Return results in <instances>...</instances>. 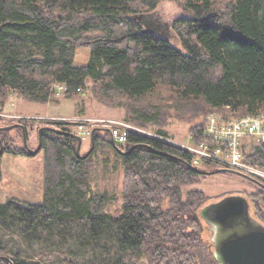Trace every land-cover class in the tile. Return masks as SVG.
Returning <instances> with one entry per match:
<instances>
[{
    "label": "trees",
    "instance_id": "16d2710c",
    "mask_svg": "<svg viewBox=\"0 0 264 264\" xmlns=\"http://www.w3.org/2000/svg\"><path fill=\"white\" fill-rule=\"evenodd\" d=\"M164 1L185 13L172 23L184 50L148 18ZM82 48H89L91 57L78 67L74 60ZM57 82L68 86L67 99H77V89L91 84L102 106L124 108L127 121L153 128L161 139L132 133L118 148L143 147L123 156L96 132L94 153L81 160L77 140L43 132V202L0 203V229H18L28 243L45 233L67 236L63 231H76L93 248L111 239L133 262L217 264L199 216L209 198L201 190H186L208 178L187 150L169 142L165 128L172 119L197 122L189 135L199 144L207 140L209 110L229 107L240 116L264 111V0H0V104L17 95L47 105ZM25 123L31 127L28 137L30 131L39 137L36 125L42 123ZM108 143L124 169L123 198L113 212L115 198L92 188L96 156ZM4 153L31 157L10 144ZM247 162L264 167V144ZM254 185L257 190L245 194L264 222V188ZM6 243L1 237L0 256L14 264H45Z\"/></svg>",
    "mask_w": 264,
    "mask_h": 264
},
{
    "label": "rangeland",
    "instance_id": "374dc122",
    "mask_svg": "<svg viewBox=\"0 0 264 264\" xmlns=\"http://www.w3.org/2000/svg\"><path fill=\"white\" fill-rule=\"evenodd\" d=\"M183 16H185L184 11L176 3L164 1L152 15L148 16V18H150V21H152L154 25L153 28L158 33L167 36L173 45H177L179 49L184 50L176 38L172 28V23L177 18ZM90 57V49L82 48L77 51L74 65L78 67L86 66L90 61ZM78 94L79 97L77 99H67L66 96L62 100L53 99L47 105L30 103L22 100L17 95H11L10 101L7 105L3 107V105L0 104V109L2 110V113L0 114L27 117L26 120H36L41 122L42 124H40V126L39 124L36 125V128H66L68 127L66 125L67 123L56 120L63 118L70 119L71 123H75V118L86 120L91 118L111 119L127 122L132 126L141 128L127 121L126 111L124 108H110L102 106V104L96 100L95 92L91 84L86 85L84 93ZM212 111L213 110H209L206 116ZM224 112L229 118L245 116L236 115L231 112V110H226ZM0 118L2 119V121H0V127L21 124L26 121L25 119L9 120L1 115ZM196 123L197 122L191 123L188 121H177L176 119H172L169 126L166 127L165 130L167 135L173 139V141L188 144L190 129ZM94 129L104 128L95 127L93 130ZM141 129L152 133L155 132L153 128ZM72 130V133L76 134L75 129L72 128ZM29 133V145L32 149H36L39 145L37 133L36 131H30ZM98 134L102 135L104 139L107 138L106 140L111 143V136L109 133H107V137H105L106 135L103 132H98ZM3 137L5 145H15L17 148L25 147L23 136L17 129L8 131L3 135ZM251 142L255 144L257 143L256 140H252ZM110 143L104 145V154L98 153V156H96V171L92 178V188L94 192L108 193L110 196L115 198L110 209V211L113 212L117 210L123 198L124 169L120 157L111 145L112 143ZM90 144V139L83 140L81 151L82 155L89 152ZM93 153L94 151L90 155ZM1 161L3 179L0 183V201H2L4 199V195L7 194L9 197L8 200L14 198L29 203H42L44 197V150H42L38 155L31 157L4 153ZM219 169L224 168H221L216 164H212L203 167L201 170L213 172ZM206 177L208 179H206L203 183L189 186L186 190H201L209 198V201L216 200L227 194H251L257 190V187L253 184V182L232 173H219ZM62 234H66L67 236L45 233L43 239L28 243L27 240L21 237L18 229H0V238L4 237L7 243H9V246H17V250L22 249L30 258H39L40 261L45 264H122V261L123 264H148L145 259L138 262H133L132 260L127 259V257L123 255L124 253H119V248L111 239L102 240L93 248L91 244L85 242L83 243L76 231L71 234L67 231H63ZM204 236L205 240H207L205 233ZM123 258L125 259L122 260Z\"/></svg>",
    "mask_w": 264,
    "mask_h": 264
},
{
    "label": "built area",
    "instance_id": "2783aa9c",
    "mask_svg": "<svg viewBox=\"0 0 264 264\" xmlns=\"http://www.w3.org/2000/svg\"><path fill=\"white\" fill-rule=\"evenodd\" d=\"M68 91L66 84L55 83L51 88V101L64 99ZM77 92L84 93L85 88H78ZM226 110L230 108L215 109L206 116L204 127L206 141L195 144L193 136L189 135L188 144L171 140L169 142L187 150L193 156V166L197 168L216 164L221 168L255 178L264 184V167L254 166L247 162V157L254 153L259 145L264 144V111L256 115L229 118L224 112ZM0 115L9 120L27 119V117H16L11 114ZM56 120L67 123L66 125L75 129V133L83 140L91 138L95 127L107 129L116 143L121 146L128 143L129 135L132 133L161 139L156 132L144 131L123 121L75 118V123H71V120L67 118ZM252 140H256L257 143L251 142Z\"/></svg>",
    "mask_w": 264,
    "mask_h": 264
},
{
    "label": "water",
    "instance_id": "95a60500",
    "mask_svg": "<svg viewBox=\"0 0 264 264\" xmlns=\"http://www.w3.org/2000/svg\"><path fill=\"white\" fill-rule=\"evenodd\" d=\"M143 16L140 17V19ZM164 36V35H163ZM21 129L25 150L30 156H36L42 151V133L52 132L61 136H68L77 140L76 153L79 159L85 160L96 147L95 133L97 131H107V129H94L91 135V149L85 155L81 154L83 139L72 133L54 127H42L39 129V145L36 149L29 146L27 127L22 124L0 127V134L13 129ZM111 142L120 155H128L137 147L136 145L129 151L118 148L115 139L111 136ZM146 147V146H145ZM148 147V146H147ZM4 142L0 136V157L4 154ZM204 175H215L219 173H232L241 176L250 182L264 188V184L241 174L234 170L219 169L207 172L197 169ZM199 216L204 224L206 239L212 245L213 258L217 264H264V222L259 220L253 213L252 202L248 195L243 193L227 194L216 200H210L199 210ZM14 264L9 258L0 256V262Z\"/></svg>",
    "mask_w": 264,
    "mask_h": 264
},
{
    "label": "flooded vegetation",
    "instance_id": "af4514ba",
    "mask_svg": "<svg viewBox=\"0 0 264 264\" xmlns=\"http://www.w3.org/2000/svg\"><path fill=\"white\" fill-rule=\"evenodd\" d=\"M22 125H26V127H27V131L28 130H30L31 129V127H28L27 126V124L25 123V122H23V123H21ZM46 126H49V125H46ZM19 129V128H18ZM60 129V128H59ZM19 130H21V129H19ZM22 131V130H21ZM101 132H103L104 134H106L107 132L106 131H101ZM39 138V137H38ZM38 144H39V142H38ZM31 147V146H30ZM24 149H25V147H24ZM26 151V150H25ZM27 153V152H26ZM255 184V183H254ZM205 232V231H204Z\"/></svg>",
    "mask_w": 264,
    "mask_h": 264
},
{
    "label": "crops",
    "instance_id": "0c3cea01",
    "mask_svg": "<svg viewBox=\"0 0 264 264\" xmlns=\"http://www.w3.org/2000/svg\"><path fill=\"white\" fill-rule=\"evenodd\" d=\"M8 199H9V197L6 194V195H4V199L2 201H0V203H2V204L7 203L9 201Z\"/></svg>",
    "mask_w": 264,
    "mask_h": 264
},
{
    "label": "clouds",
    "instance_id": "9594fccd",
    "mask_svg": "<svg viewBox=\"0 0 264 264\" xmlns=\"http://www.w3.org/2000/svg\"><path fill=\"white\" fill-rule=\"evenodd\" d=\"M28 154V153H27Z\"/></svg>",
    "mask_w": 264,
    "mask_h": 264
}]
</instances>
